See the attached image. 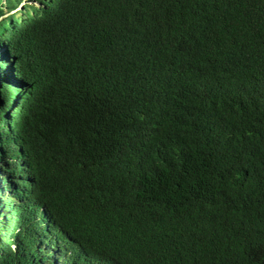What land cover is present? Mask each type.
Instances as JSON below:
<instances>
[{
    "label": "trees",
    "instance_id": "trees-1",
    "mask_svg": "<svg viewBox=\"0 0 264 264\" xmlns=\"http://www.w3.org/2000/svg\"><path fill=\"white\" fill-rule=\"evenodd\" d=\"M1 2L23 224L76 264H264V0Z\"/></svg>",
    "mask_w": 264,
    "mask_h": 264
},
{
    "label": "clouds",
    "instance_id": "clouds-1",
    "mask_svg": "<svg viewBox=\"0 0 264 264\" xmlns=\"http://www.w3.org/2000/svg\"><path fill=\"white\" fill-rule=\"evenodd\" d=\"M3 9L7 11L3 12ZM17 9H8L5 3H0V24L4 22L0 25L2 29L0 30V221L3 228L9 227L6 230L8 236L2 229L5 238L9 241L8 247L11 251L18 252L20 249L21 252L27 253L32 262L39 264H76L60 243L42 227L37 229L32 224L29 227L23 224L24 217L19 210L21 199L11 184L9 154L15 143L14 125L7 120L15 118L21 107L20 97L11 87L12 81L16 80L11 49L16 42L14 39H17L19 27L18 19L12 16ZM16 16L19 17L17 13ZM1 73L5 74L4 78ZM4 124L6 133H3ZM9 221L13 223L10 224Z\"/></svg>",
    "mask_w": 264,
    "mask_h": 264
},
{
    "label": "rangeland",
    "instance_id": "rangeland-1",
    "mask_svg": "<svg viewBox=\"0 0 264 264\" xmlns=\"http://www.w3.org/2000/svg\"><path fill=\"white\" fill-rule=\"evenodd\" d=\"M5 11H7V10H6V9H3V12H5ZM9 13H10V12H9ZM6 15H7V14H6ZM6 15H4V16H6ZM3 163H4V161H3ZM4 217H5L6 220H8L7 217H6L5 215H4ZM7 223H8V221H7ZM9 223L12 224L13 222H10V221H9ZM13 226L15 227V225H13ZM8 228H9V227H7V226H5V227L3 228V229L5 230L4 233H5L7 236H8V232H7L6 230H7ZM24 235H25V233H24ZM13 236H14V235H13ZM15 236H16V234H15ZM12 248H13V247H12Z\"/></svg>",
    "mask_w": 264,
    "mask_h": 264
}]
</instances>
